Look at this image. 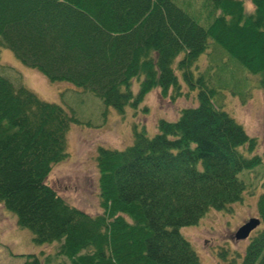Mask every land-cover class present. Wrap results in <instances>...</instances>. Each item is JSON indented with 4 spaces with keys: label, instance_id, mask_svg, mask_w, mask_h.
I'll use <instances>...</instances> for the list:
<instances>
[{
    "label": "trees",
    "instance_id": "16d2710c",
    "mask_svg": "<svg viewBox=\"0 0 264 264\" xmlns=\"http://www.w3.org/2000/svg\"><path fill=\"white\" fill-rule=\"evenodd\" d=\"M247 1L250 13L244 0H204L202 26L175 0H0V48L50 82L119 114L152 90L196 102L174 121L157 120L152 136L134 127L122 150L97 148L101 213L90 216L45 181L67 158L69 128L81 123L0 74V204L35 245H55L56 264H201L181 229L254 195L241 176L261 163L257 142L224 103L225 93L246 97L236 83L264 84V0ZM208 48L217 57L200 68ZM256 210L262 227L232 264H264V194Z\"/></svg>",
    "mask_w": 264,
    "mask_h": 264
},
{
    "label": "rangeland",
    "instance_id": "374dc122",
    "mask_svg": "<svg viewBox=\"0 0 264 264\" xmlns=\"http://www.w3.org/2000/svg\"><path fill=\"white\" fill-rule=\"evenodd\" d=\"M175 4L187 13L198 15L200 25H207L201 22L205 15H209V6H205L204 0H175ZM243 6L247 13L252 12V6L247 0H244ZM207 53L199 59L200 68L205 67L210 58L217 57V51L213 48H208ZM236 66L242 72L241 67ZM0 67H5L0 69V74L14 85L20 84L40 100L62 107L81 123L72 124L69 128L65 137L67 158L52 166L45 181L68 205L90 216L101 213L97 198V148L122 150L132 143L134 127L152 136L156 132L157 120L174 121L181 108L196 104L192 94L170 101L168 98H161L158 90H152L144 96L136 109L127 107L123 114H119L112 108L105 107L89 93L65 82H50L36 70L20 64L5 48H0ZM236 84V94L246 97L240 99L225 93V110L249 137L256 139L255 153L260 156L261 163L248 176H241L245 192L254 195L244 194L242 201L233 204L228 213L208 211L196 225L181 229V234L192 245L201 264H232L234 254L243 253L249 239L235 241L233 232L247 219L258 218L256 198L264 194V84L260 87L256 79L251 84L255 86L253 88L247 81ZM137 88L136 83L131 85L133 92ZM181 89L185 92L183 86ZM259 229L261 226L251 236ZM31 238L32 234L27 229L16 226L15 215L0 204V264L31 263L33 258L26 257L27 255H34L38 264L61 262L54 256V244L38 246ZM224 250L227 253L226 260L218 256V252ZM238 263L237 258L234 264Z\"/></svg>",
    "mask_w": 264,
    "mask_h": 264
},
{
    "label": "water",
    "instance_id": "95a60500",
    "mask_svg": "<svg viewBox=\"0 0 264 264\" xmlns=\"http://www.w3.org/2000/svg\"><path fill=\"white\" fill-rule=\"evenodd\" d=\"M258 225V220L251 218L248 221H246L241 227L237 229V231L234 233V239L235 240H243L245 239L249 232L253 230Z\"/></svg>",
    "mask_w": 264,
    "mask_h": 264
}]
</instances>
